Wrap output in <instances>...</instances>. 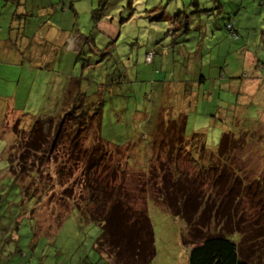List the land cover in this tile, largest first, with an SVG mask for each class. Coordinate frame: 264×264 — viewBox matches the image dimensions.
<instances>
[{"label": "trees", "instance_id": "trees-1", "mask_svg": "<svg viewBox=\"0 0 264 264\" xmlns=\"http://www.w3.org/2000/svg\"><path fill=\"white\" fill-rule=\"evenodd\" d=\"M29 1L3 0L4 4H13L14 10L7 39L0 41V47L17 54L20 63L50 74L57 72V62L65 55L66 59H73L72 67L82 61L83 68H97L101 74L95 85L93 81H87L95 86L96 100L89 98L88 91L83 89L82 92L77 87L80 81L70 77V92H67L68 99L62 111L34 119L25 128L20 126V115L10 110L8 120L1 124L3 135L11 132L10 139L5 136L7 152L3 156L6 159L4 171L13 176H6L7 189L8 185L11 189L9 196L0 193V207L15 208L19 213L0 216L2 223L9 224L0 227L5 245L19 243L21 227L30 228L31 244L41 238L38 233L41 220L33 217L41 198L39 193L34 194L38 184L36 177L43 173L40 166L56 151L64 157L55 170L63 190L62 195L53 194L56 203L51 210L55 212L56 228L74 212L81 225L97 226L99 236L92 240L91 248L102 264H151L156 248L147 199L183 222L180 240L188 249L187 264H264V122L260 121L264 112V62L241 40L248 27L241 26L233 16L225 18L220 9L222 5H218L217 10L212 9L209 0H97L83 18L78 17L72 0H55L56 6L50 2L47 9L46 5L40 7L42 12L34 10L40 6L39 0H31L32 10L28 8ZM42 2L46 3L45 0ZM168 4L173 5L171 15L166 13ZM55 13L58 14L56 18L52 17ZM41 15L47 18L50 15L49 19L55 20L61 29L46 33L41 27L34 34H27V28L35 22L33 18ZM105 17L118 21L119 33L114 38L96 29ZM81 26H85L84 31ZM209 27L213 28L210 35L218 31L225 33L229 47L241 45L237 50L245 58L252 59V62L248 60L251 71L235 78V84L225 87L228 91L225 97L231 98L230 101L217 99L221 90L216 92L214 78L207 79L202 74L201 63L205 66L207 50L216 45L208 40L211 38L207 32ZM261 30L258 42L264 46V30ZM65 40L80 42L69 50ZM194 51V54L199 53L196 55L199 63L192 58ZM105 62L112 63V67L106 66ZM185 63L192 66L190 78L195 79L192 82L197 89L189 79L182 87V77L178 73L183 74L180 67ZM243 63L244 59H241V68ZM196 72L202 75L196 77L199 75ZM219 73L218 81L225 78ZM231 77L228 79L232 81ZM188 83L189 87H186ZM143 100L148 112L146 108L141 111L138 105ZM205 101L213 108L210 122L218 129L215 132L222 133L215 150L206 147L203 132L186 133L187 116L183 114L185 110H181L184 105L196 107ZM105 102L112 105L111 114L119 125L133 117V123L143 131L141 136L150 140L149 149L157 148L159 152L168 148L169 156H177L176 162H164L160 152L153 158L148 169L151 177L139 182L134 189V193L142 194L144 204L140 207L131 203L130 200L136 202V199L122 184L111 185L106 177L99 175V169L104 165L93 147L103 145L102 142L118 151L132 147L131 142L114 146L103 136ZM11 115L16 118L10 125ZM246 122L251 123L249 128ZM234 125L240 129L233 131ZM242 130L258 133L262 138L252 140L261 148L259 155L263 165L262 172L253 179H247L248 175L240 168L232 166L238 151L235 139ZM154 134L161 137L156 138ZM156 139H160L159 143ZM205 150H209L211 160L218 161L210 169L215 171L211 179L205 166L195 159V155ZM156 162L160 174L155 170ZM180 162L189 163L195 170L184 171L186 168L181 169ZM25 168V173H18ZM35 168L38 173L34 172ZM26 175L31 183L17 182ZM47 177L51 178V174ZM70 184H76L78 191L72 194L67 189ZM24 195H27L25 200ZM213 224L215 232L209 234Z\"/></svg>", "mask_w": 264, "mask_h": 264}, {"label": "rangeland", "instance_id": "rangeland-1", "mask_svg": "<svg viewBox=\"0 0 264 264\" xmlns=\"http://www.w3.org/2000/svg\"><path fill=\"white\" fill-rule=\"evenodd\" d=\"M48 1L49 0H46L45 3L47 4V7L49 5ZM187 1L188 0H180V2ZM249 1L251 0H248V3L243 2L242 6L240 5L241 11L239 13L240 16H238V20L239 18L241 20L243 17V20L249 23V26L244 32L243 38H241V40L246 43L250 52L255 54V56H258V58L264 62V46L258 42L261 37V29L264 30V7L259 6L260 2L257 0L254 4L255 9L253 15L249 16L248 12L251 10ZM39 2L40 6L37 8L34 7V10L37 12H42L40 7L45 6V4L42 2V0H39ZM1 4L2 3H0V40L3 38L6 40L14 5H6L5 8L1 9ZM28 4L29 10H32L33 7L31 5V0L28 2ZM53 4V7L56 6L55 3ZM236 5L235 9L238 12L240 7ZM57 15L58 14L55 13L54 17H57ZM33 20L35 22L33 23L32 27L27 28V34H34L38 27L41 28L46 22L47 16H36L33 18ZM254 31L256 34H254ZM207 32L208 35H210L212 31L208 29ZM213 34L214 35H210L211 38L208 40L211 43H215L216 45L209 47V50H207L208 52L206 54L207 59L205 61V66H203L201 63L203 67L202 74L205 75L207 79L214 78L213 80L215 81V88L216 90L218 89L216 92L221 90L218 92L220 95L217 96V99H221L220 101H230L232 100L231 98L225 97L228 93V91H225V87L230 83L231 85L235 84V78H238L239 76H245L244 74H246V72L249 73L251 71L250 63L248 64V59H246L247 57L245 58L243 53H241V51L239 52V49L237 50V48L241 45L234 44L232 47H229L225 33L218 31ZM217 37L218 39L219 37L221 39L217 40ZM188 51L190 52V49H188ZM194 53L195 51L193 54ZM197 54L199 53L194 54L192 58L193 60L196 58L199 63L200 59H198V56H196ZM241 59H244L242 68ZM20 60L21 59L17 57L15 58L12 54L4 53L0 47V143H4L2 146L0 145V193H6V196H9V190L11 189L9 188V185L7 189V182H5L7 180L6 176L9 175L8 177L12 178L13 175H11V173L9 174L8 171L7 173L4 171L6 159L5 156H3V153L7 152L5 136L10 139L11 132L4 133L3 135L1 133V124L8 120V117L12 112H15L20 115V126L28 128L34 119H38L39 117L43 118L45 116H54L58 112L62 111L65 107L64 104L68 99L67 92H70V77L75 78L76 81H80L79 83L77 82V87H79L82 92L83 89L84 91H88L89 98L96 100L97 92L95 90V86L93 85H95V82L99 81L98 79L101 74V70L95 67V69L83 68L81 65L82 61L78 62L76 67H72L74 61L73 59H66V55L65 58H63L59 63L57 62L55 67L57 72L51 74L48 71L30 68V66L26 65V63L23 64L22 61L20 63ZM106 64L111 67L113 65L110 62H105V65ZM180 68L183 69V74H181V72H179L180 74L178 73L179 77H182L180 80L183 82L182 87L185 84L184 81L189 79L191 85L197 89L196 85L192 82V80L195 79L192 77L190 78V76L193 75V72H190L192 70V66L189 63H185V65H182ZM58 69L60 71H58ZM219 72H221L225 78H220L218 81L216 78H218L220 74ZM210 73L212 74L210 75ZM197 74L196 77L202 75L201 73ZM233 75L235 76L233 77ZM227 76H232V81L229 80ZM87 81H93L94 84L91 85L90 82ZM179 83L181 84V82ZM189 83L186 85V87H189ZM203 84L204 83L201 85ZM201 94L202 93L200 92V95ZM217 99L215 101H217ZM144 103L145 100L140 101L138 105L141 106V111L146 108L148 112L149 109L147 104ZM130 106L131 105L129 104L126 105L127 108H130ZM112 108V105L105 102V112L102 124L103 136H105L108 142L114 146H120L125 142H131L130 145L132 144V147H124L119 150L120 152L117 148L107 145L106 143L104 144V142H102L103 145L99 144L93 147L95 148L94 153L98 154L97 156L101 158L102 165H104L101 167V169H99V175L103 178L106 177L111 185L118 186L122 184L123 188L130 191L133 195V198L136 199V202L130 200L131 203L134 204L135 207H140L144 204L141 200L142 194L137 192L134 193V189H137V184L139 182L141 184V181H144L145 179L148 180L151 177V172L148 169L153 158L161 154V159H163L164 162H169L171 160L176 162L177 156H169L170 154L168 148L159 151L160 153L156 147V149H149L150 140L148 139V141H146L144 139L145 136H141L143 135V131H141L139 125L133 123V117H129L127 123L119 125V123L115 122V118L111 114V112H113ZM181 110H185L183 111V114L187 116L186 133L202 134L203 132L206 137V147L210 150H215L218 146V142L222 133L217 134L218 129L213 128L210 122V114L213 112V108L210 103L207 104L205 101L204 104H202L199 102L196 107L192 105H184V109ZM261 116L262 119L260 121L264 122V112L261 114ZM15 118L16 115H11L9 119L11 122L8 123L11 125ZM250 124L251 123L246 124L247 128L250 127ZM262 125H264V123H262ZM146 126L145 129L147 130ZM231 129L235 131L236 129L240 128L239 126L234 125L231 127ZM215 130L217 131L215 132ZM240 132L241 133L237 135L235 139V147H238V151L236 150L237 155H235L236 163L232 166L235 168H240V170L245 175H248L247 179H253L254 176L259 175L262 172L263 165L259 155L261 148L259 149L252 140H255L256 138H262L258 133H252L247 130H242ZM154 137L157 138L161 136L154 134ZM262 137L264 138V136ZM159 140L160 139H156L155 142L159 143ZM134 146L137 148L133 150ZM208 152L209 150L200 152V154L195 155V159L197 162L201 163V165L205 166V172L210 173L209 176L211 179V176H215V171H211L210 169L213 168L212 166L216 165L218 161L211 160ZM233 155L234 153L231 156L233 157ZM62 156L63 154L60 152H52L51 157L47 158L46 162L44 161V164L40 166L41 173H43L39 175V178L38 176L36 177L38 184L35 185L37 192H34V194L39 193L41 198L39 200L38 206L36 207V211L33 214V217H38L39 220H41L38 230L41 238L39 237L35 243L31 244L33 239L30 240V228L21 227L19 230L20 240L18 246L11 242L13 247H18V249H21V252H13V255H11L9 260L10 263L8 262L9 264H77L78 261H81L82 264H87L85 259L87 254L86 252L91 248L92 240L99 236V228L90 224L87 225L86 223L81 225L77 221L75 212L70 214V216H68L63 221V223L58 228H56L57 224L53 216L55 212L51 210L56 203V198L53 196V194L62 195L63 191L61 184H59L58 173L55 171L58 168V165L63 162L64 157ZM181 157L184 156H180V158ZM180 164L181 169L183 167L186 168V170H184L186 172H193L195 170V168H193L192 165H189V163L180 162ZM158 167L159 163L156 162L155 170L159 173ZM36 169L37 168H35L34 172L38 173V169ZM25 171H27L26 168L18 171V173L22 174L25 173ZM48 174H51V178L47 177ZM26 179L27 175L26 177L22 178V180H19L18 178L17 182L31 183V179ZM31 188H29V192L31 191ZM67 189L72 191V194L75 193V191H78L76 184H70ZM148 190L149 192L151 191L150 188H148ZM122 191L124 192L125 190ZM27 195L23 196L24 200L26 199ZM20 204L21 199L18 202V205ZM146 207L151 225L153 227L156 248V254L151 264H187L188 249L182 245L180 240V231L182 229L183 222H181V220L174 219L163 207L151 199L146 200ZM12 209L13 210H10L6 206H1L0 216H9V214H13L14 212L19 214L15 208ZM58 212L57 214L59 215L61 212ZM0 221V227L1 225L5 227L9 225L2 223L3 221L1 219ZM213 226H215V224L209 228L210 232L208 229L206 232H209V234H214L215 227ZM10 253H12V250Z\"/></svg>", "mask_w": 264, "mask_h": 264}, {"label": "crops", "instance_id": "crops-1", "mask_svg": "<svg viewBox=\"0 0 264 264\" xmlns=\"http://www.w3.org/2000/svg\"><path fill=\"white\" fill-rule=\"evenodd\" d=\"M96 1L97 0H72L71 1L72 2L71 5L74 7V9L76 10V12L78 13V17L79 18H83L84 16H86V15L89 14L90 10L95 6ZM238 1H240V0H210V3L209 4L210 5L212 4V9H215V10L218 9V5H222L220 7V9L221 8L223 9V12L222 13H223V15H224L225 18H226V16L229 15L228 17L233 16L236 19H238V16H240L239 13L241 11V6L243 5V2H245V3L247 2L248 3V0H241V3L238 2ZM256 1L257 0H251V1H249V4L251 6V10L248 12V15L249 16L250 15H253V12H254V9H255L254 8V4H255ZM258 1L260 2L259 3V6L264 7V0H261V1L258 0ZM45 2H46V0H45ZM50 2H52L51 4H53L56 1L55 0H49L48 3H50ZM0 3H2L1 4V9L2 8H5L6 5H10L11 4V3L8 4L7 2H5L7 4H4L3 3V0H0ZM155 3L156 2H154L153 4H155ZM236 4H238V5H236ZM45 5H46V8L45 9H47L48 8L47 7V4H45ZM235 5L238 6V7H240L238 12L235 9ZM172 6L173 5H171V4L169 5L168 4V6L166 8V13L167 12H170V13H167L168 15H171L173 13V11H172L173 10V7ZM232 10H234V11H232ZM50 15L47 18L49 21L45 22L42 25L43 31H46V33L54 32V31H57V30L61 29V28L58 29V25L59 24L56 23L55 20H52L51 21L49 19L50 18ZM52 17H54V16L52 15ZM55 18H56V16H55ZM62 18H63V15L60 16V19H62ZM61 24H63V23H61ZM239 24L241 26H243V27L244 26L245 27H248L249 26V23L248 22H245L243 20V17L241 18V20L239 18ZM37 29H40V28L38 27ZM80 29H81V31H84L85 30V26H81ZM96 29H98L103 34L107 35L108 37L114 38L119 33V24H118V21L117 20H114V19H112L110 17H105V18L101 19L100 22L96 25ZM209 29L210 30H213V28H211V27H209ZM6 38H7V36H6ZM1 40H4V38L1 39ZM64 42H67L66 43V45L68 47L67 49L72 50V47H75L76 44L80 42V40H76V41L75 40L74 41L65 40ZM1 48H2V50L4 49L3 50L4 53H6V54H12L15 58L17 57V58L20 59V57L17 54L13 53V51H11L10 49L7 50L6 48H3V47H1ZM247 59L250 62H252V59L250 57H248ZM5 243L2 241V238H1L0 239V250H1L0 251V264H9L10 263L9 260L11 258V255H13V252L14 253H20L21 252V249H18V247H13L12 243H10L9 245L8 244L5 245ZM14 244L16 246H18V243H14ZM91 245H92V243H91ZM11 250H12V253H10ZM86 253L87 254H86L85 259H86L87 264H102V262L99 261V258L97 257V255L93 253L92 248H90ZM89 253H91V254H89ZM77 264H82V262L81 261H78Z\"/></svg>", "mask_w": 264, "mask_h": 264}]
</instances>
